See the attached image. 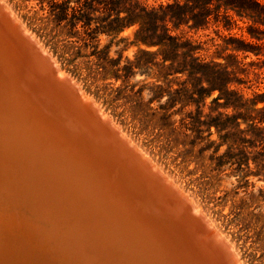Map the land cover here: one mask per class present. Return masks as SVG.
<instances>
[{
    "label": "rangeland",
    "instance_id": "374dc122",
    "mask_svg": "<svg viewBox=\"0 0 264 264\" xmlns=\"http://www.w3.org/2000/svg\"><path fill=\"white\" fill-rule=\"evenodd\" d=\"M7 1L61 69L193 194L243 262L264 264V25L239 11L242 2L201 0L144 24L145 12L186 0Z\"/></svg>",
    "mask_w": 264,
    "mask_h": 264
},
{
    "label": "bare ground",
    "instance_id": "6f19581e",
    "mask_svg": "<svg viewBox=\"0 0 264 264\" xmlns=\"http://www.w3.org/2000/svg\"><path fill=\"white\" fill-rule=\"evenodd\" d=\"M1 10L13 20L0 17L1 30L53 58L7 0ZM2 40L0 264H204L187 253L175 226L195 244L204 232L217 263L245 264L193 194L56 59L57 79H72L87 104L77 111L32 82L30 97Z\"/></svg>",
    "mask_w": 264,
    "mask_h": 264
},
{
    "label": "water",
    "instance_id": "95a60500",
    "mask_svg": "<svg viewBox=\"0 0 264 264\" xmlns=\"http://www.w3.org/2000/svg\"><path fill=\"white\" fill-rule=\"evenodd\" d=\"M0 17L5 18L10 23H13V20L4 10L0 11ZM19 30L22 31L20 28ZM7 32L8 33L0 29V36L3 39V45L5 47L4 49L7 48L10 51V54L13 56V61L21 72V74L18 73L23 84H21V86L24 88L26 93L31 97L35 92L32 83L34 85L37 84L40 91H44L46 89L49 92L48 94H52L53 97L56 96L58 100L68 105V107L74 108L77 111H81V106H85L87 103L82 99L81 92L77 85L73 83L72 79L68 77H64V79L61 81L57 79V68L54 64L53 58L46 53L39 52L38 50V53L36 54L26 51L20 44L14 41L13 37L9 34V31ZM33 44L35 45V43ZM42 63L48 65V69H45L44 66H42ZM83 118L85 124H91V118L85 116ZM106 123L110 126L109 120H106ZM98 133L100 134V136H102V133H100V131ZM177 195L180 200L184 202L186 201L185 203H188V200L183 195H181L180 193H177ZM174 230L176 231L175 233L180 236L178 238L179 240H181L184 248L188 250L187 253L189 255L192 254L204 264H223L220 258L219 259L221 263H217L218 260H216L217 254L215 252V249L208 245L210 238H208V236H206L204 232L200 231L198 233L199 238L198 240L196 239L197 244H195L189 237L185 236L184 232L181 229H178L175 226ZM201 245L203 246V248L205 247L207 249L206 253L204 252L203 248H200Z\"/></svg>",
    "mask_w": 264,
    "mask_h": 264
},
{
    "label": "trees",
    "instance_id": "16d2710c",
    "mask_svg": "<svg viewBox=\"0 0 264 264\" xmlns=\"http://www.w3.org/2000/svg\"><path fill=\"white\" fill-rule=\"evenodd\" d=\"M201 0H186L185 3L181 4L180 2H177L175 4H169L168 6L164 7L161 6L157 10H152L150 12H145L143 18L144 24H147L149 21H154V23H157L159 21H166V20H173L174 18H177L179 16L176 15L174 10L176 8H192V10L197 9V2ZM219 5L221 4L226 5V8L229 9L231 7L230 5L241 1L242 4L238 5L239 11L242 13H247V15H250L253 20L257 23L264 25V3H262V0H218ZM187 15V12H184L180 17L184 18Z\"/></svg>",
    "mask_w": 264,
    "mask_h": 264
},
{
    "label": "clouds",
    "instance_id": "9594fccd",
    "mask_svg": "<svg viewBox=\"0 0 264 264\" xmlns=\"http://www.w3.org/2000/svg\"><path fill=\"white\" fill-rule=\"evenodd\" d=\"M161 2L164 3V2H166V0H161ZM73 6H75V5H73ZM122 15H123V14H122ZM137 28H138V25H137V26H133L132 28L126 29V30L124 31V33H122V35H123V36H129V35H131L133 32H135V31L137 30ZM155 50H156V49H151V51H155ZM135 51H136L135 49H132V50H130L129 52H127L126 55H127L128 57H132ZM112 55L114 56V52L112 53ZM137 79H140V77H137ZM204 87H207V84H205ZM145 95L147 96V93H146ZM214 95H215V94H214ZM261 107H264V105H261ZM221 111H225V110L221 109ZM231 111H232L231 109H228V110H227V112H229V113H231ZM204 112H205V114H207V112H208L207 107L204 108ZM176 119H179V117H176ZM241 127L243 128V127H245V125H244L243 123H241ZM212 139H213V140H216L217 137H216L215 135H213V136H212ZM226 149H227V146L221 148V149H220L221 154H222L223 152H225Z\"/></svg>",
    "mask_w": 264,
    "mask_h": 264
}]
</instances>
